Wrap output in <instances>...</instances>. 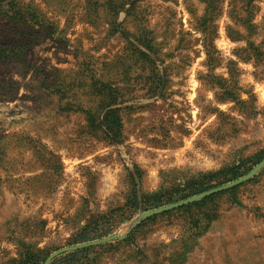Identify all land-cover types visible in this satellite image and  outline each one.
<instances>
[{
  "label": "rangeland",
  "instance_id": "rangeland-1",
  "mask_svg": "<svg viewBox=\"0 0 264 264\" xmlns=\"http://www.w3.org/2000/svg\"><path fill=\"white\" fill-rule=\"evenodd\" d=\"M263 149L264 0H0V264H264Z\"/></svg>",
  "mask_w": 264,
  "mask_h": 264
},
{
  "label": "trees",
  "instance_id": "trees-1",
  "mask_svg": "<svg viewBox=\"0 0 264 264\" xmlns=\"http://www.w3.org/2000/svg\"><path fill=\"white\" fill-rule=\"evenodd\" d=\"M263 156H264V149L261 152H259L258 155L254 158L255 162H258L260 159H262ZM230 172L233 175L235 174L234 177L239 176V174H236L235 170H231Z\"/></svg>",
  "mask_w": 264,
  "mask_h": 264
}]
</instances>
